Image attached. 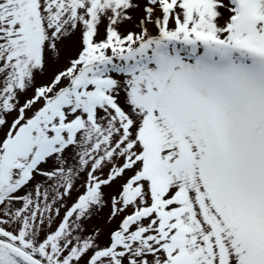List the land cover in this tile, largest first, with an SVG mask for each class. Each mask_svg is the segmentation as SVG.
Wrapping results in <instances>:
<instances>
[{"label": "snow or ice", "instance_id": "6c2138e0", "mask_svg": "<svg viewBox=\"0 0 264 264\" xmlns=\"http://www.w3.org/2000/svg\"><path fill=\"white\" fill-rule=\"evenodd\" d=\"M0 264H264V0H0Z\"/></svg>", "mask_w": 264, "mask_h": 264}]
</instances>
